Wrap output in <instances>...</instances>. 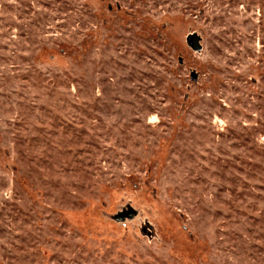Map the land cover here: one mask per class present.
I'll return each instance as SVG.
<instances>
[{
    "label": "rangeland",
    "instance_id": "1",
    "mask_svg": "<svg viewBox=\"0 0 264 264\" xmlns=\"http://www.w3.org/2000/svg\"><path fill=\"white\" fill-rule=\"evenodd\" d=\"M0 264H264V0H0Z\"/></svg>",
    "mask_w": 264,
    "mask_h": 264
},
{
    "label": "water",
    "instance_id": "2",
    "mask_svg": "<svg viewBox=\"0 0 264 264\" xmlns=\"http://www.w3.org/2000/svg\"><path fill=\"white\" fill-rule=\"evenodd\" d=\"M196 45L198 46L199 44L196 43Z\"/></svg>",
    "mask_w": 264,
    "mask_h": 264
}]
</instances>
